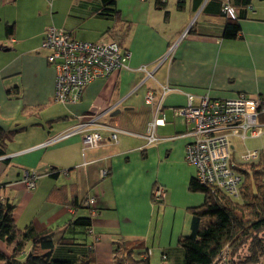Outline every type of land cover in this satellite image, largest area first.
I'll list each match as a JSON object with an SVG mask.
<instances>
[{"label":"crops","instance_id":"0c3cea01","mask_svg":"<svg viewBox=\"0 0 264 264\" xmlns=\"http://www.w3.org/2000/svg\"><path fill=\"white\" fill-rule=\"evenodd\" d=\"M114 1V16L103 18L99 0H0V128L14 133L0 157L2 197L14 205L19 230L31 225L52 236L57 259L114 264L116 243L119 258L126 251L120 244L140 243L149 264H184L177 242L188 223L190 233V210L204 195L189 190L195 170L184 154L194 138L178 110L187 94L195 103L204 95L264 97V1L237 11L241 32L232 40L222 36L226 20L217 0ZM49 27L80 41L119 43L130 52L126 68L92 81L76 104L56 103L54 69L41 49ZM161 86L172 91L157 111L146 96L153 92L159 101ZM98 113L103 124L132 134H118L114 144L103 132L106 141L97 148L84 146L81 135L40 147ZM154 118L163 124L154 127L158 141L146 147L143 136ZM237 140L230 137L231 156ZM63 170L67 175L52 174ZM25 172L37 177L34 190L22 182ZM158 187L164 197L155 200ZM89 197L97 209L92 233L73 224L89 217L83 206Z\"/></svg>","mask_w":264,"mask_h":264},{"label":"built area","instance_id":"2783aa9c","mask_svg":"<svg viewBox=\"0 0 264 264\" xmlns=\"http://www.w3.org/2000/svg\"><path fill=\"white\" fill-rule=\"evenodd\" d=\"M229 6L224 5L223 11L229 18H234ZM41 49L47 52L46 62L54 69V101L62 105L79 102L88 84L96 79L106 80L113 72L126 68L130 58V52L121 50L115 42L80 41L74 39L67 30L56 27H49L45 31ZM138 70L146 72L145 66ZM171 91L172 88L161 86L159 101L155 100L153 92H148L146 101L155 102L158 111L161 100ZM186 97L187 104L178 113L187 119L190 125L189 134L194 139L185 147V162L194 168V178L199 184L236 198L242 180L237 173V165L231 158L230 137L245 141L247 138L264 136V123H259V116H264V98L249 99L240 94L234 99L212 100L204 95L195 103L192 95L187 94ZM101 116L102 113L94 114L89 120L48 139L40 147L81 135L84 146L97 148L106 141L103 132L109 133L108 141L114 144L117 143L118 134H132L103 124L100 121ZM162 124V119L154 118L147 125L146 134L143 136L146 147L158 141L154 135V127ZM262 153L264 157V148ZM258 156V150H246L240 154L238 160L253 162ZM105 173L102 172V175ZM35 178L34 174L25 172L22 182L27 189H33ZM153 197L155 200L163 198V190L158 187L154 190ZM95 202L94 197H89L83 206L94 208ZM223 253L224 251L219 257Z\"/></svg>","mask_w":264,"mask_h":264},{"label":"trees","instance_id":"16d2710c","mask_svg":"<svg viewBox=\"0 0 264 264\" xmlns=\"http://www.w3.org/2000/svg\"><path fill=\"white\" fill-rule=\"evenodd\" d=\"M99 1L101 9L98 14L103 18L113 17L115 1ZM251 1L217 0L220 15L226 20L222 34L224 39L232 40L239 37L241 32L238 23L239 14L240 11L245 12L250 8ZM164 2L165 0H161V2L158 1V4L161 5ZM224 5H230V9L235 15L234 18H229L226 15L223 11ZM237 11H239L238 15ZM167 15L168 12L165 11V17ZM6 29L7 36H12V26H7ZM115 43L121 50L127 51L119 43ZM259 123H264V121L259 120ZM13 135V132H6L0 128V157L4 156L6 142L10 141ZM261 157L264 163L262 150L259 151L256 161L233 160L242 180L236 198L213 191L209 187L199 184L195 178L190 180L189 190L203 193L204 202L201 206L190 210L192 215L190 233L181 236L177 242L183 252L184 264H215L220 253L226 248L228 252L227 264H264V242L260 239L261 234H264V182L262 181L264 169L261 164L254 165L260 161ZM249 170L253 173L252 177L249 175ZM64 172L67 171H52V174ZM36 180L37 177L34 181L35 186ZM35 186L28 190H34ZM2 191L3 186L0 185V243L5 247L4 251L0 250V264H97L90 258L76 261L57 259L55 242L51 235L38 234L31 225L24 230H19L12 217L14 205L9 199L2 197ZM85 209L88 211L89 217L87 219L78 218L73 224L85 227L88 233H92V219L96 217L97 209L95 207ZM203 219L210 220L203 222ZM100 240L99 235H93L94 243H98ZM65 243L67 242H60V245H65ZM246 244L248 256L242 263L238 262L235 256ZM120 245L126 251L119 258L117 256L119 245L116 243L117 247L113 255L114 264H149V250H146L140 243ZM230 257L233 258L229 259ZM164 259L166 257L162 256V260Z\"/></svg>","mask_w":264,"mask_h":264},{"label":"rangeland","instance_id":"374dc122","mask_svg":"<svg viewBox=\"0 0 264 264\" xmlns=\"http://www.w3.org/2000/svg\"><path fill=\"white\" fill-rule=\"evenodd\" d=\"M39 21V20H38ZM37 21V22H38ZM99 41H101V40H99ZM169 52H170V50H169ZM169 52L167 53V55L166 56H168L169 55ZM234 152L232 153V158H233V160L234 161H237L238 160V158H239V156H240V154H242L243 152H245L246 150H249V149H251V150H261L263 147H264V136H262V137H259V138H247L246 140H245V142H242V140L241 139H238L237 140V143L234 145ZM237 152V153H236ZM237 154V155H236ZM234 155H236V156H234ZM259 164H261V166H263V169H264V163H263V158L261 157V159H260V161L259 162H257V163H255L254 165H259ZM249 172V175H250V177H252V175H253V173H252V171H248ZM262 172H264V171H262ZM24 175V174H23ZM23 175H22V177H23ZM62 175H64V173H62ZM262 181L264 182V177L262 178ZM210 220V219H209ZM208 219H203V222H207V221H209ZM189 224V223H188ZM187 224V226H186V232L185 233H187V234H189V225ZM186 234V235H187ZM184 236V235H183ZM260 239H262L263 240V242H264V234L262 235L261 234V238ZM247 244L244 246V247H242L241 248V250L237 253V256H235V258H237V261L238 262H240L241 261V263L246 259V257L248 256V251H247ZM227 249V248H226ZM226 249L225 250H223L224 251V253L222 254V256H220L217 260H216V263L215 264H227V262H228V252L226 251ZM55 255H57V251H56V253H55ZM234 257V256H233ZM233 257H230L229 259H232ZM161 262V264H166V262H162V261H160ZM262 264V263H261Z\"/></svg>","mask_w":264,"mask_h":264}]
</instances>
